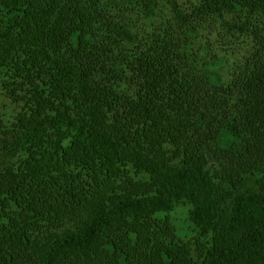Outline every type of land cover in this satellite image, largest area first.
<instances>
[{"label":"trees","instance_id":"1","mask_svg":"<svg viewBox=\"0 0 264 264\" xmlns=\"http://www.w3.org/2000/svg\"><path fill=\"white\" fill-rule=\"evenodd\" d=\"M0 133V264H264V0H0Z\"/></svg>","mask_w":264,"mask_h":264},{"label":"rangeland","instance_id":"2","mask_svg":"<svg viewBox=\"0 0 264 264\" xmlns=\"http://www.w3.org/2000/svg\"><path fill=\"white\" fill-rule=\"evenodd\" d=\"M9 136H5L3 133H0V159L5 157V152L3 151V146L6 142L10 141ZM5 141V142H4ZM147 180V179H144ZM143 181V180H142ZM145 183L143 184L144 191H140L137 193V198L141 201H153V200H171V197L167 194L163 196H158L155 192H150L148 188L144 187ZM157 197V199H154ZM174 217L176 222L179 225L180 231L182 235L186 236L187 238L199 239L201 241H205V236L202 235L200 229L196 227L189 219L187 208L179 206L176 211L174 212ZM108 250L112 251L111 248Z\"/></svg>","mask_w":264,"mask_h":264}]
</instances>
